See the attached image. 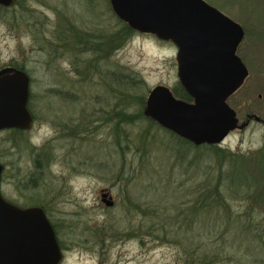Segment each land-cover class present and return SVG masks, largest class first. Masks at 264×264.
Here are the masks:
<instances>
[{
    "label": "rangeland",
    "instance_id": "rangeland-1",
    "mask_svg": "<svg viewBox=\"0 0 264 264\" xmlns=\"http://www.w3.org/2000/svg\"><path fill=\"white\" fill-rule=\"evenodd\" d=\"M206 1L242 24L248 33L247 41L256 44L248 60L252 75L239 95L249 97L255 93L257 100L259 93L264 94V54L259 48L264 47V0ZM104 3L103 0H27L26 6L33 12L20 5L0 12V68L16 62L33 74L34 92L30 105L35 122L29 132V140L38 148L46 147L47 152H52L49 167L43 170L41 178H34L36 185H27L35 170L32 151L26 146L13 148L11 132L0 131V147L6 153L3 161L7 163L2 192L22 207L33 206L38 195L48 200V216L55 222V230L63 245L61 264H183L186 255L178 243L160 241L144 234L142 238V231H138L141 226L138 206L141 204L139 191L142 181L139 175L144 173H139V152L132 149L125 152L123 140L121 146L117 145L114 136L116 122L104 121L106 115L115 116L116 105L120 106L119 110L125 103L123 83L111 80L107 76L108 70L124 68L143 78L145 86L134 89L133 95L149 93V89L158 84L174 88L179 82L176 45L153 34L136 32L109 59L96 61L89 79H58L60 75L55 72L58 63L53 45L58 22L56 17L70 19L76 28H92L96 33L108 34L120 24L110 8V1L106 5ZM60 81L63 88H75L76 92L71 96L39 94L40 90ZM259 103H264V99ZM137 108L132 106L131 109ZM83 115L91 118L86 135L56 133L58 125L64 124L58 118L65 121L73 117L76 121ZM148 127L147 120L139 119L127 129L135 135ZM174 141L164 129L150 127L146 147L156 166L168 160L172 166L175 165L173 151L168 147ZM263 143V128L253 124L243 134L227 138L221 147L248 152ZM125 158L133 161L137 168V178H128V184L124 177L132 173H121L125 169ZM126 162V171H129L130 164ZM102 190L113 193L114 207L106 206ZM181 193L183 195V191ZM133 200L137 206L133 218L136 224L134 233L130 228L129 211L125 210L123 203L126 201L129 205ZM233 206L240 211L245 204L235 202ZM252 206L264 212V203ZM257 213L254 211L253 215ZM231 233L227 238H232V248L227 258L214 264H264V240L240 245V239L235 238L238 233L233 230ZM214 240L215 246L221 242L217 238Z\"/></svg>",
    "mask_w": 264,
    "mask_h": 264
},
{
    "label": "water",
    "instance_id": "water-1",
    "mask_svg": "<svg viewBox=\"0 0 264 264\" xmlns=\"http://www.w3.org/2000/svg\"><path fill=\"white\" fill-rule=\"evenodd\" d=\"M15 0H0L9 7ZM119 19L140 33L177 47L179 82L192 97L184 100L164 84L152 87L144 115L195 145L221 144L237 125L227 99L249 75L237 55L245 35L242 24L206 0H110ZM30 78L16 69L0 73V130L28 129ZM0 264H60L63 252L55 228L41 206L22 207L1 193ZM106 206L115 204L103 191Z\"/></svg>",
    "mask_w": 264,
    "mask_h": 264
},
{
    "label": "trees",
    "instance_id": "trees-1",
    "mask_svg": "<svg viewBox=\"0 0 264 264\" xmlns=\"http://www.w3.org/2000/svg\"><path fill=\"white\" fill-rule=\"evenodd\" d=\"M26 2L27 0H15V4L26 11L33 12L34 10L30 7L27 8ZM11 7L0 5V12H5ZM110 8H112L111 4ZM115 16L117 17L116 14ZM117 19L119 28L114 31L109 30L104 40L109 46L115 41L116 48L120 49L137 31L118 17ZM57 25L56 27H59ZM112 53L113 50L109 49L107 59L112 56ZM107 76L113 81L122 82L125 92L122 96L125 100L123 109L118 110L120 106L116 105L115 116L109 114L107 122H116L114 136L117 145L121 146V140H123L125 152L128 149L139 152V173L144 172L142 176L139 175L142 181L141 191H139L141 204L138 206L141 216V226L138 231H142V238L145 237L144 235H149L160 241L178 243L186 255L183 264L221 263L224 258H227L229 249L232 248V238H227L228 234H232L231 230L238 233V236L234 237L237 240L240 239L238 241L240 245L244 243L251 245L255 240H264V212H261L259 207L252 206L264 203V146L252 152H236L217 144L195 145L174 132L164 129L144 115L148 93L133 95L134 89L145 86L143 78L124 68L109 69ZM173 91L179 98L192 100L180 82ZM132 106L138 108L132 110ZM139 119L147 120L149 127L134 135L127 127L134 126ZM122 124L125 126L123 129ZM154 126L164 129L175 139L171 146L167 145L173 151L175 165L172 166L171 161L168 160L167 163L156 166L149 157L150 151L146 143L150 127ZM9 132H11L10 142L15 148L37 147L29 139L22 137V130L10 129ZM1 147L0 160L3 161L6 153ZM39 149L43 157L42 160L39 158L40 168L37 174L41 178L43 170L49 167L52 152H47L46 147ZM126 161L130 164L129 171H126ZM130 161L129 158H125L123 164L125 169L121 172L122 174L132 173L125 177L121 176L124 177L126 184H128V178L131 180L137 178V168L133 166V161ZM36 162L38 163V160ZM36 176L33 174L27 185L34 187ZM235 202L243 203L245 206L241 207L240 211H236L233 206ZM123 203L125 210L129 211L128 219L132 223L130 228L134 233L136 224L133 218L137 212V206L134 200L129 205L126 201ZM33 204V206H41L47 214L49 213L46 198L38 195ZM254 211L258 213L253 215ZM50 220L52 222V219ZM200 220H203V223ZM52 224L56 226L55 222ZM56 233L58 236L57 230ZM214 238L221 240L216 246ZM59 243L62 247L60 240Z\"/></svg>",
    "mask_w": 264,
    "mask_h": 264
},
{
    "label": "flooded vegetation",
    "instance_id": "flooded-vegetation-1",
    "mask_svg": "<svg viewBox=\"0 0 264 264\" xmlns=\"http://www.w3.org/2000/svg\"><path fill=\"white\" fill-rule=\"evenodd\" d=\"M108 4V0H103ZM102 4V5H104ZM104 5V6H105ZM12 7L18 6L17 4L11 5ZM9 6V7H11ZM58 18V25L59 27H56L54 29V53L55 57H58L57 65L55 67V72L60 75L58 79H65V80H71L73 77L78 78L82 77L84 79H89L92 76V71L94 70V66L96 64V61L101 62L103 58L107 59V55L109 53V49L113 50V53H116L119 49L116 48V42L113 41L110 46L107 42H105V33H96L92 30V28H75L70 19L66 20L63 18ZM245 35L240 44L237 48V55L242 59L246 67L248 68L249 75L246 77L244 83L242 86L235 91L232 95H230L227 99V102L229 106L235 111L236 118H237V125L234 129H232L227 137L222 142L225 143V140L233 135L243 134L247 130L250 129V127L255 124L256 126L262 127L264 130V103L260 104V102L264 99V94L259 93L257 100L255 99V93H252L246 97L241 94L244 87L248 84V80L250 79L252 75V68L248 64V60L252 57V52H254L252 49L255 48L256 44L252 42L247 41V30L244 28ZM146 34V33H145ZM94 40V41H93ZM172 42V41H171ZM264 43V42H263ZM95 44V48H94ZM262 48L260 52L264 54V47ZM94 58V59H93ZM255 59V57H254ZM0 70L2 73L4 72H13L16 69L25 71L29 78H30V84H29V90H30V98L33 95L34 92V77L33 74L29 71V69L24 66L20 65L16 62H10L3 67H1ZM0 72V73H1ZM264 74V72H262ZM62 79V80H63ZM74 92H76L75 88H63L61 86V81L57 82V84H54L53 86H48L42 90L39 91L40 95H46V94H54L58 96H71ZM259 99V100H258ZM29 109L33 117V123L35 122V114L31 108L30 101H29ZM63 117V116H62ZM108 115L104 116V121L107 122ZM60 122L64 123L58 125L56 133L58 135L63 134L64 136H73V135H86L87 129L89 128L91 118L87 117L86 115H83L80 120H73V117H71L69 120H65L63 118H58ZM113 122V121H111ZM10 129H20V128H10ZM10 129H4L10 131ZM22 130V137L29 139V132L32 130V127L28 129H20ZM2 131V130H1ZM177 135V134H176ZM179 136V135H178ZM217 144L219 146L222 145ZM13 145V144H12ZM264 146V143L262 146L257 148L256 150L260 149ZM13 148L14 145H13ZM29 148L32 151L33 160H35L34 163V171L32 173L36 174L38 177L37 172H39L40 168V162L39 158L42 160V153H40L39 148H31L29 146H26V149ZM252 150V151H256ZM248 151V152H252ZM41 156V157H40ZM38 160V163L36 162ZM0 162L4 165V170L2 173L1 178V193L3 197L10 201L2 192V185L4 181L5 172L7 170V163L0 160ZM42 167V164H41ZM106 191V190H102ZM109 195L112 196L114 199L113 193L109 192ZM103 200V198H102ZM12 202V201H10ZM14 203V202H12ZM16 204V203H15ZM28 207V206H26ZM114 207V206H113ZM59 240V238H58ZM61 246V245H60ZM62 248V247H61ZM63 250V249H62Z\"/></svg>",
    "mask_w": 264,
    "mask_h": 264
}]
</instances>
